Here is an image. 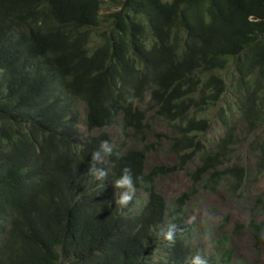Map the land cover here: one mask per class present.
I'll list each match as a JSON object with an SVG mask.
<instances>
[{
    "label": "trees",
    "instance_id": "16d2710c",
    "mask_svg": "<svg viewBox=\"0 0 264 264\" xmlns=\"http://www.w3.org/2000/svg\"><path fill=\"white\" fill-rule=\"evenodd\" d=\"M115 1L120 10L100 14L106 1L0 0V25L9 11L20 13L10 31L0 34V211L20 216L17 228L34 214L24 236L25 247L11 264H182L179 252L160 235L173 211L154 189L155 179L173 168L145 172L147 155L160 148L157 142H146L152 134L147 111L135 107L131 97L149 91L158 96L151 99L157 109L155 120L179 122L178 141L186 138L187 142L174 153L183 164L185 155L180 152L193 146L189 133L205 128L204 122L193 127V120L182 125L187 112L212 103L208 98L218 97L225 86L219 78H204L198 93L195 80H186L188 68L181 69L162 47L139 62L131 82L118 83L113 74L124 67L119 57L126 52L114 45L146 27L162 37L171 30L186 37L182 49L198 69L214 71L223 64L224 55L225 63L238 56L236 67L242 79L253 72L251 60L257 59L264 71V0ZM111 46L113 55L104 51ZM67 91L86 99L91 112L99 111L92 125L108 117L102 105L110 99L112 114L124 119L136 143L109 176L104 198L78 199L75 181L85 179L82 162L63 168L61 181L42 183L36 181L37 172L22 162L23 149L9 151L23 133L29 109L36 111L30 115L42 119L48 133L61 135V117L73 111ZM246 111L255 124L260 110L250 104ZM94 146L99 148L95 140ZM125 167L142 177L137 189L148 194L140 215L130 207L121 209L112 199L113 182ZM191 179L196 187L198 176ZM188 199L189 194H184L176 200L181 213ZM250 227L256 231L253 223ZM179 231L175 244L183 236Z\"/></svg>",
    "mask_w": 264,
    "mask_h": 264
},
{
    "label": "clouds",
    "instance_id": "9594fccd",
    "mask_svg": "<svg viewBox=\"0 0 264 264\" xmlns=\"http://www.w3.org/2000/svg\"><path fill=\"white\" fill-rule=\"evenodd\" d=\"M164 1L171 3L173 0ZM116 10H120V7H116ZM24 12L25 10H22L23 14ZM16 16L20 19V13L17 10L8 12L0 25V34L10 31V27L17 22ZM22 31L26 36L24 30ZM169 31L170 33L166 32L167 35L162 33V37L160 34H152L151 30L146 27L134 32L119 44L114 45V48L126 52L122 57H119L121 55L120 52L117 53L119 61L124 64V67H117V71H114L113 74L114 80L118 83L131 82L136 76L139 62L162 47L181 69L188 68L186 80H195L198 93L203 88L204 78L212 76L222 80L225 90L218 97L208 98L212 103L193 106L187 112V117L182 125H185L188 120H193V127H199L204 122L205 128L201 131L189 133V137L193 138V146L180 152L181 155H185L183 164L180 163L174 153L187 142L186 138L181 139V142L178 141L181 138L180 134H178L180 127L177 123L179 122L166 123L155 120L157 109L152 108L151 99L158 96L152 95L149 91L140 90V94L131 97V101L134 100L133 105L135 107L147 111L146 116L152 134L147 138L146 142H157V146L160 148L158 152H161L164 138V149L173 153L176 158V162L170 166L152 165L147 168V158L144 164L145 172L151 171L154 167L173 168L170 173L159 176L154 181L155 192L163 198L164 206L173 211L167 220L168 225L160 229V235L167 242L168 247L174 246L175 250L179 252L182 264H245L234 257L235 249L229 247V243L233 236L241 234L243 230L247 231L259 244L264 243V190L251 197L248 207V220L230 232L226 231L225 225L216 228L208 224L195 227L187 220L189 214L187 206L195 197L204 194H217L224 190L225 187L228 188L229 195L241 199L244 186L252 179H257L264 175V71L260 69L257 59L251 60L253 72L242 79L236 67L238 56L229 58L228 62L225 63L224 55L222 56L223 64L214 71L198 69L191 65L189 58L182 49L187 40L186 37L182 34H173L171 30ZM174 35L178 38L177 45ZM107 50L109 55H113V46L106 48L104 51ZM231 91L234 95L232 99L233 105L236 106L241 120L248 129L250 143L247 150L252 157L255 156L253 171H248L243 162L229 164L227 155L224 153L225 149L232 147L231 140L234 137L232 130L233 120L228 112L232 98L230 96ZM66 96L72 103L73 111L61 117V135L48 133L42 119L36 120L30 115L36 114V111L29 109L23 123V133L16 136L9 151L23 149L22 162L30 167L31 170L37 172L36 177L38 179L36 181L42 183L50 180L54 182L61 181L63 179V168L67 169L69 166H75L77 163L82 162L85 179H83V182L75 181L79 184L78 199L85 195V197L97 196L104 198L105 187L109 184V176L120 162L121 157L128 150L133 149L136 144L131 139L132 132L125 127L122 117L112 114L110 99L102 105V109L108 112V117L104 118L102 123L92 125L94 124L92 119L100 116L99 111L91 112L87 100L83 97H75L74 93L69 91H67ZM118 104L121 107L119 101ZM250 104L253 105L255 110H260V113H257L259 120L255 124H252V119L246 116V109ZM79 105L82 107L81 111L78 107ZM210 109H218L219 119L225 131L216 148L212 150H208L205 142V135L210 127L211 120L196 118L193 115L194 111L197 114H202ZM52 116L54 118L55 115ZM169 118H173V113L170 114ZM106 123H109V125L105 129L99 128ZM114 125L119 126L118 141L113 140L111 134H109V128ZM158 125L165 129V134L157 133L156 127ZM33 134H37L35 139H31ZM47 139L51 143L50 146L47 145ZM94 140L99 143L98 149L94 146ZM127 141L133 147L129 148ZM30 143L32 146H30ZM61 168L62 170L60 171ZM177 173H184L187 176L190 187L187 191L167 201L157 191L156 184L160 178H168L170 175ZM192 175L198 176L196 187L193 185ZM138 181L142 182V177L134 176L132 169L129 167L123 168L121 175L113 182L114 193L112 196L114 203L121 209L130 207L131 212L136 215L141 214L148 197L144 190L137 189ZM138 192L144 195V200L139 199L136 201L135 195ZM184 194H189V199L182 207L184 213H181L176 200ZM33 215L31 214L27 219L21 220V223H19L21 226L17 228V221H20V216L0 211V264H11L18 251L25 247L24 236L27 233L28 225ZM252 223L255 225L256 231L251 229L250 224ZM177 225H180V229ZM178 231L183 236L175 244ZM201 234L208 236L212 251L206 252L197 245L196 239ZM229 254L230 257L228 256Z\"/></svg>",
    "mask_w": 264,
    "mask_h": 264
},
{
    "label": "rangeland",
    "instance_id": "374dc122",
    "mask_svg": "<svg viewBox=\"0 0 264 264\" xmlns=\"http://www.w3.org/2000/svg\"><path fill=\"white\" fill-rule=\"evenodd\" d=\"M106 4L103 5L100 13L106 14L116 10L115 0H104ZM169 1V0H166ZM95 40L92 44H95ZM231 102L228 107V112L233 120L232 130L234 137L231 140L232 147L225 149L224 153L227 155L229 164L243 162L248 171H253V162H255V156L252 157L248 152L247 147L250 143L248 129L241 120L240 114L233 105V93L230 92ZM80 111L81 105L78 106ZM196 118L210 119V127L205 135V142L208 150L215 149L220 138L225 133L222 123L219 119L218 109H210L204 111L202 114L193 112ZM119 126L114 125L109 128V134L113 140H119ZM156 131L159 134H165V129L158 125ZM169 134V133H168ZM129 148L133 147L131 143L127 141ZM126 146V144H124ZM165 147V139L163 138V149L161 152L149 154L147 157L146 167L150 168L152 165H168L170 166L176 162V158L173 153L168 152ZM157 191L167 200L175 198L182 192L189 189L190 184L187 176L184 173L172 174L168 178H160L156 184ZM264 190V175L252 179L247 185L244 186L243 195L240 198L232 197L229 195L227 187L221 190L217 194H204L195 197L187 206L188 210V222L192 223L195 227H201L205 224L211 227H218L225 225L227 232L234 231L238 225L244 224L249 217L248 207L251 202V197ZM136 201L139 199L144 200L145 197L141 192L136 193ZM197 245L204 249L206 252L212 251L211 242L207 235H198L196 239ZM229 247L235 249L234 257L244 262L245 264H264V243L259 244L255 238L243 230L241 234H237L231 238Z\"/></svg>",
    "mask_w": 264,
    "mask_h": 264
}]
</instances>
